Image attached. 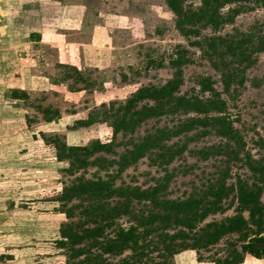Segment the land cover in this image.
Instances as JSON below:
<instances>
[{
  "label": "rangeland",
  "instance_id": "rangeland-1",
  "mask_svg": "<svg viewBox=\"0 0 264 264\" xmlns=\"http://www.w3.org/2000/svg\"><path fill=\"white\" fill-rule=\"evenodd\" d=\"M184 1L189 9L201 5V0ZM175 23L164 0H0V264H64L68 257L58 245L62 226L79 221L92 225L78 202L61 206L54 197L77 177H107L115 171L90 166L70 175L68 162L58 161L46 137H60L70 146L114 141L115 152L99 156L118 159L148 134L172 130L187 118L178 112L149 119L134 133L116 137L111 121L104 119L108 109H119L139 89L172 79L171 58L177 51H186L189 59L179 94L208 98L200 82L210 80L227 101L228 114L244 139L248 159L230 164L227 185L238 179L252 184L257 178L250 167L264 166V53L246 70L245 85L226 93L221 73L192 45L198 38H185ZM255 24H264V7L249 9L219 31L203 29L201 38L244 33ZM16 90L27 96L16 99ZM56 111L59 118L48 122L47 113ZM90 116L94 123L80 124ZM206 130L199 127L188 136L167 140L168 147L186 143L187 148L165 166L156 151L150 153L126 169L115 186L146 189L168 175V199L184 200L205 190L227 167L223 155H202L224 141ZM223 205L225 212L200 226L237 214L234 195ZM115 223L125 228L132 224L128 217ZM231 243L241 249L239 235L233 234L207 250H186L172 264H219L229 255ZM243 264H264V259L247 254Z\"/></svg>",
  "mask_w": 264,
  "mask_h": 264
},
{
  "label": "trees",
  "instance_id": "trees-1",
  "mask_svg": "<svg viewBox=\"0 0 264 264\" xmlns=\"http://www.w3.org/2000/svg\"><path fill=\"white\" fill-rule=\"evenodd\" d=\"M164 1L176 18L175 26L180 34L187 39L198 38L192 45L203 50L213 68L221 73L224 91L230 93L233 87H243L246 70L254 65L257 54L264 53V24H255L247 32L227 36L201 38V31L207 28L219 31L233 24L239 15L249 9L264 7V0H201L200 7L196 9L185 7L184 0ZM226 7L229 9L223 13ZM188 62L186 51H177L171 58L175 69L172 79L160 87H143L119 109H108L104 119L111 121L114 137L121 133H134L149 119L178 112L187 116L172 130L158 129L148 134L118 159L99 156L114 153V141L70 146L60 137H46L47 144L55 149L58 161L68 162L70 175L90 166L101 171L115 167L114 173H107V177H77L54 197L61 206L78 202L80 205L76 206L83 208L87 222L92 225L88 227L85 222L79 221L62 226L58 245L68 257L64 264H172L174 257L186 250H207L233 234L239 235L241 249L231 243L229 255L219 264H243L247 254L264 259V166L250 167L257 176L252 184L238 179L236 184L227 185L230 164L248 159L245 142L228 114L227 101L210 80L200 82L201 92L209 93L208 98L179 94L184 83L183 67ZM80 74L79 80L84 81ZM14 94L16 99L27 96L18 90ZM60 115L57 111L49 112L46 120L53 122ZM90 118L80 124L91 125L93 118ZM199 127L224 140L218 146L201 151L204 158L214 151L223 155L227 164L205 190L184 200L168 199L165 196L170 182L168 175L146 189L115 186L126 169L152 152H157L162 166L170 165L184 153L187 144L183 143L175 149L168 147L166 141L188 136ZM260 147L264 150V140L260 142ZM233 195L238 203L235 216L200 226L210 216L225 212L223 202ZM116 198V203L112 205L110 202ZM65 214L69 218L72 216V213ZM121 217H128L132 224L125 228L115 223Z\"/></svg>",
  "mask_w": 264,
  "mask_h": 264
}]
</instances>
